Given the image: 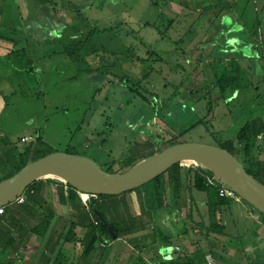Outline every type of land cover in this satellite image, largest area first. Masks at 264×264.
I'll use <instances>...</instances> for the list:
<instances>
[{"label": "rangeland", "instance_id": "rangeland-1", "mask_svg": "<svg viewBox=\"0 0 264 264\" xmlns=\"http://www.w3.org/2000/svg\"><path fill=\"white\" fill-rule=\"evenodd\" d=\"M14 1L9 0L12 5ZM153 3L158 6L151 5L150 0H120L114 11H106L102 15L103 22L100 26L102 30L108 27L111 17L120 15L132 17V24L115 27L121 28V33L130 31L131 35L126 44L130 45L133 51L125 49L123 42L110 40V33L105 35L99 33L93 40L95 44L88 46L92 49L94 46L102 45L107 51L99 53L105 61L111 59L108 55L109 50L120 49L121 55L113 57L111 61L118 63L115 74L125 76V79L128 77L130 86L137 80L142 81L146 74L150 75L141 84L140 91L146 97V101L143 102L145 105L138 102L141 99L133 100L132 103L128 100L130 94L126 89L127 84L119 81V77L111 75L104 77L101 74L87 77L84 73L75 72L71 74L59 57L40 60L33 63L34 66L32 63L29 65L25 63L24 72L17 74L15 80L7 81L0 78V96L7 104V113L3 115L1 123L2 136L7 138V133L14 134L12 141L19 147L15 153L12 152L7 163L0 164L1 179L15 174L16 162H19L20 155L29 149L33 157L37 156L39 149L40 155L65 152L86 157L109 173L121 174L130 170L141 159L166 149L170 143H198L228 149L225 143L232 142L237 159L244 163L242 160L246 159L244 147L246 137L243 136V142H240L239 135L251 121L258 120L264 123V38L260 36L256 39L250 38V30L258 20L264 18V1L153 0ZM205 4L209 5V11L204 10ZM223 4L227 6L233 4L234 10L231 12L224 9L223 17L228 15L231 18L232 22L226 20V25L233 27L232 31L237 33L234 37L223 35L220 39L213 40L204 35V39L193 44L186 40L180 46L184 53L178 54L173 52L170 41H167L165 43L169 49L160 50L162 44L160 38L167 33V21L170 18L181 19L186 16V19L182 20L185 21V25L179 22L180 31L174 35L175 38L172 35L176 41L183 34H187L193 26L196 32L199 24L204 25L200 32L203 36L208 25H211L207 24L208 18L214 19L212 17L223 10L222 7H226ZM177 12L179 15L175 14ZM13 13L15 14V10ZM147 21L154 25L149 27L136 25V22ZM236 23L242 28H238ZM15 29L18 28L10 25L1 29L2 40ZM212 32L214 34L218 32V24H213ZM44 36L41 38H45ZM239 46L250 48L252 52L240 50L237 54L235 50ZM218 49L224 51L223 55L219 56ZM151 52L153 55H149ZM137 56L145 59L144 65L138 62ZM234 62L243 70L241 88L236 89L234 93L231 91L222 93L216 84V76L234 70ZM71 75H78L76 76L78 80L70 81ZM110 79L114 80L116 87L107 85ZM104 85L102 92L98 90ZM44 86L46 88L43 89ZM41 91L46 93L40 96ZM263 134L264 131L261 135ZM23 135L41 136L44 142L35 144L30 140L29 143L25 141L22 144L20 138ZM260 136L258 145L264 146V139ZM255 157L256 161L264 164V149ZM196 168L198 167L193 165H183V182L185 191L194 192L197 196L199 210H194L195 221L194 224L187 226L188 234L173 242L184 248L185 255L190 252V245L192 247L199 245L208 251L212 247L211 244L218 242L208 235L206 229L196 225L200 222L209 227L206 194L195 189L190 190L189 179L184 175L190 169L194 172ZM129 194L130 192L121 196H125L127 200ZM171 200L172 195L168 193L167 203L170 204ZM138 205L141 207V200ZM229 205L232 210H238L240 217L234 216L236 220L254 223L250 214L247 213L246 216L243 205L254 210L264 221L262 214L240 198L238 201L234 199ZM98 206L114 229L123 236L128 223L126 218L129 217V213L136 210V207L133 209L125 202L105 204L99 202ZM140 207L138 208L141 209ZM178 211L184 217L189 213L182 201L179 202ZM153 216L158 221L157 213ZM232 219L228 223L229 228L235 223ZM253 225H255L253 233L264 230L257 224ZM153 226L154 223L149 218L146 219L144 226L140 228V236L149 233ZM171 230L174 235L176 228L173 227ZM116 247H121V251H124L125 243H117ZM112 249H104L106 254L99 264H114L110 262ZM171 257L175 258L173 254ZM259 257L260 260H264V251L259 252ZM138 262L143 264L144 260L141 262L139 259ZM208 262L215 264L212 259H208Z\"/></svg>", "mask_w": 264, "mask_h": 264}, {"label": "crops", "instance_id": "crops-1", "mask_svg": "<svg viewBox=\"0 0 264 264\" xmlns=\"http://www.w3.org/2000/svg\"><path fill=\"white\" fill-rule=\"evenodd\" d=\"M119 1L120 0H15L12 5L9 0H0V30L7 25L18 28L12 30V33L6 39L0 40V59H2L0 61V78L6 79L7 81L15 80L20 66H18L15 59L10 57V54L16 51H19L21 54L26 53V56L31 58L32 66H34L33 63L40 60L59 57L61 58V63L67 66L66 69H69L67 71L71 74L74 72L84 73L87 77L99 75V73L87 75V72L90 69L95 70L101 66L102 57H100L99 51H105L102 45H100V47L102 46L100 49L97 47L95 51L97 53L91 54L89 53V47H86L81 54V57H83L81 59H71L66 55V46L77 41H84L87 31L95 28L99 29L101 33L104 32L103 35L110 33V40L116 39L118 42H123L122 44L125 46V49L133 51V48L126 44L127 39L130 37L129 35H131L129 33L130 31L121 33V28L117 29L115 27L116 25L125 26L132 24L133 21L131 16L128 17V15H126L127 17H124L120 15L111 17L112 20L108 23V27L103 30L100 29L103 22L102 15L106 11H114L113 9L119 4ZM150 4L158 6V4L153 3V0H150ZM13 10H15V14ZM175 14H178V12ZM210 18L211 17L208 18L207 24L211 25H208L207 29H209L210 26L213 28V24H215L214 19ZM212 18H214V16ZM183 19H186V16L181 17V19H175L173 17L167 21L168 29L166 28V35L160 38L162 40L160 50L169 49L165 42L170 41L173 52L176 54L179 52L182 53L183 50L180 46L186 40H190L193 44L204 39V35L211 37V32H206L203 36L200 35L204 25L199 24L198 27L200 29L198 28L196 32L195 26H193L187 34H183L176 41L174 35L178 34L180 31L178 29L179 24L185 23V21L182 22ZM159 21L160 20H158V22ZM136 25H145L149 27L154 24L147 21L145 23L136 22ZM44 34H46V36H44ZM36 35H38V37H36ZM172 35L174 38H172ZM191 35L192 37H190ZM43 36L45 38H41ZM144 46L147 47L146 45ZM108 53L112 58L121 55L122 52L120 49H111ZM150 54L153 55V52L149 53V55ZM76 76H69L70 81L76 80L78 78ZM113 81L114 80L110 79L107 85L116 87ZM104 87L105 85L98 90L102 92ZM44 88L46 87L44 86L43 89ZM126 89L128 90V87ZM45 93L46 91H42L40 96ZM144 101L145 100H139L138 102L143 103ZM6 109L7 104L0 96V164L3 165L5 162L7 163L9 161L12 152L15 153L19 148L18 145L16 146L12 141L14 134L7 133V138L2 136L3 124L1 123L3 122V115L7 113ZM30 140H33L35 144L36 142L40 143V140L43 141L41 136L32 137L23 135L20 138L22 144H24L25 141L29 143ZM30 158H33L32 154L29 160H31ZM185 190L186 188L181 191L176 208L172 207L171 200L170 204H167L168 207L161 211L158 221L155 220L153 213L146 210L143 198L144 194L141 192L133 191L129 194L127 200H125V196H118L117 198H111L109 200H98V203L100 202L102 204L125 202V204H128L129 207L133 209L136 207V210L129 213V217L126 218L128 223L124 229L125 232H123V236L119 239H113L111 236V239L104 238V241L101 243L96 253L86 258L82 256L83 246L81 240L85 238L90 226L95 223L94 215L87 206H85L77 191V194L72 193L68 186L58 180H41L35 188L25 196L24 204H19L17 202L11 204L4 210V214L0 215V260L5 264H55L58 255L62 252L68 257V264H99L106 254L104 249L107 248H113L110 251L111 259L108 258L110 262L114 264H139V259H141V262L144 260L143 264H166L175 259H183L187 255L183 254L184 248L177 246L173 242L177 239L179 240L181 236H183L185 230H187L188 234L187 226L189 224H194L195 221L194 210H199V202L195 193ZM205 199L207 207V195ZM238 199L239 198H235V201H238ZM140 200L141 207L139 206L140 204L138 205ZM178 201H182V203L185 204L189 212L186 217L178 211ZM242 207L246 210V216L247 213L250 214L254 223H243L242 221L234 219V216L236 218L240 217L238 210H232L230 205H225L221 209L216 220L218 226L222 228V233L220 235L211 236L214 240H217V243H220V245L215 243L211 244L212 247H210L208 251L204 249L207 255V261L208 259H212L215 264H259L260 262L262 264L264 262V260H260L261 258L259 257V252L264 251V230L259 233H253V226H255L253 224H257L260 228L264 229V221L254 210H250V208L243 205ZM231 213H233V215ZM148 218L154 223V226L149 233L140 236V228L144 226V222ZM231 219L235 220L233 222L236 224L233 223V227L229 228L228 223L231 222ZM47 221H49L50 224L45 234L42 235L43 230L41 232L39 230V232L35 233L42 223ZM208 221L210 223L209 216ZM155 223L163 228V233L166 235L170 234L173 237L170 244H165L155 239L157 233ZM200 224L201 223L198 222L196 225L200 227ZM173 227L176 228L174 235H172L173 231L171 230ZM169 229L171 230L170 232ZM228 229L231 230V233ZM187 234H184V236ZM121 242L125 243L124 251H121V247H116L117 243ZM198 248L199 245L194 247L190 245L188 256L195 253ZM171 254L175 257L174 259L172 257L170 258Z\"/></svg>", "mask_w": 264, "mask_h": 264}, {"label": "trees", "instance_id": "trees-1", "mask_svg": "<svg viewBox=\"0 0 264 264\" xmlns=\"http://www.w3.org/2000/svg\"><path fill=\"white\" fill-rule=\"evenodd\" d=\"M250 1V0H247ZM264 1V0H262ZM222 7L223 10L218 11V13L214 16V21L216 24H218V32L215 34L212 32V26H210L209 29L206 30V32H211V38L213 40L220 39L223 37V35H227L228 37H234L237 33L232 31L233 27L229 26L227 27L226 25V20H229V22H232L231 18L228 17V15L224 16V9H229L231 12L234 10L233 4H223ZM235 7V5H234ZM210 9L209 5L205 4L204 10L208 11ZM223 17V18H222ZM237 27H241L236 23ZM90 26V25H89ZM242 28V27H241ZM251 31V39H256V37H261L262 39L264 38V18H262L261 21L258 20L257 24L254 25V27L250 30ZM243 32V31H242ZM101 33L99 29H91L87 31L86 39L84 41H77L74 42L71 45L66 46V51L65 54L68 55L71 59H81V54L84 52L86 47L89 45H94L95 43L93 40L98 36V34ZM104 33V32H102ZM243 35V34H241ZM2 39V36L0 35V40ZM102 47V46H101ZM99 47V48H101ZM247 48V47H246ZM243 48L238 47L235 52L238 54L237 51L240 50H245L246 52H252L250 48ZM97 50V46H94L92 49H89V53H94ZM101 52V51H99ZM106 52V50L104 51ZM224 51L222 49H218V54L219 56L223 55ZM109 54V53H108ZM12 59L16 60V63L18 66H20L19 73L24 72V67L25 63L26 64H31L30 58L26 56V53L21 54L19 51L13 52L10 54ZM113 58V57H112ZM111 59L109 61H105L103 58L102 59V64L99 68L93 70L90 69L87 72V75H95L97 73L101 74L104 77H107L111 75V77H119L122 83H126L130 97L128 100L132 103L133 99H141L146 101V97L143 95V93L140 91L141 90V84L143 81H145L150 75L146 74L142 81L137 80V82L133 83L131 86L130 84V79L125 76H119L115 74V70L117 68V62H112ZM116 58V56H115ZM138 62H140L141 65H144L145 59H142L140 57H137ZM18 61V62H17ZM235 65V69L231 70L229 72L223 73L221 76H216V84L220 88L222 93H225L227 91H231L234 93L236 89L241 88V78L243 76V70L237 63H233ZM122 68V67H121ZM249 86V84H248ZM42 93V91L40 92ZM39 93V94H40ZM129 103V102H128ZM112 127V126H110ZM264 131V123H261L258 120L251 121L247 123L246 127L242 131L241 135H239L240 142H243L242 137H246V140L244 141V147H245V161L242 160V165L245 167L247 172L252 175L255 179H257L260 183L264 185V164L262 162L256 161V154L260 153L263 149L264 146L258 145V137L263 133ZM42 143V140H40ZM175 145L174 143H170L169 146ZM228 149L223 148L228 150L230 153H232L234 156H237L233 147V143H225ZM41 152V149L38 150L37 156L33 157V160H29L31 151L30 149L28 151H25L23 154L20 155L21 160L16 162V167H15V174H17L20 170H22L30 161L37 160L41 157H44L50 153H45L44 155H40L39 153ZM237 158V157H236ZM142 160V159H141ZM108 172V171H107ZM10 175L9 177L5 179L0 178V183L12 176ZM187 176L188 183L191 185L190 190L195 189L196 191L200 193H205L207 195V209H208V214L210 218V223L209 227H205L202 223L200 224V227L203 229H206L209 233V236L213 235H220L222 233V228L218 226L216 223V220L218 218V214L220 213L221 209L225 205H229L231 201H233L237 196L236 195H228L224 198L220 196V191L223 188L220 186L216 181L214 180L212 174L210 172H207L200 167L196 168V170L193 172L192 169L188 170L186 174ZM184 179H183V166L177 165L170 169L167 173L164 175L160 176L153 182L145 185L144 187L138 189L137 191L141 192L144 194V205L146 207V210L150 213H157L159 216L161 211L164 210L165 208L168 207L167 203V197L168 193L172 195V207L176 208L177 205V200L181 194V191L185 188L184 184ZM39 182L33 184L29 189L26 191L27 194L35 188V186ZM216 183V184H212ZM68 188L71 190L72 193L77 194L76 190L73 189L72 187L68 186ZM136 191V190H135ZM132 193V192H130ZM103 198H109L107 196H99L97 200H92L91 204L89 207H87L92 214L94 215L95 218V223L90 226L88 233L86 234L85 238L81 240V244L83 246V252L82 256L89 258L91 257L98 248L100 247L101 243L104 241V238L106 239H111L108 227H110L113 232L117 235V239H119L122 235L114 229V227L111 225L110 221L105 217L104 213L101 211V209L98 206V200L103 199ZM7 207L4 208V210ZM5 212V211H4ZM105 222L108 224V226L105 224ZM49 221L43 222L42 225L40 226L39 229L36 230L35 233L42 231V235L45 234L46 229L49 226ZM155 229L157 231L155 239L157 241H162L163 243L170 244L171 239L173 238L170 234H165L163 233V228L155 223ZM220 230V231H219ZM171 230L169 229V232ZM187 234V230L184 231L183 235ZM74 239V238H73ZM55 264H68L69 259L64 255V253L60 252L58 255ZM0 264H5L0 260ZM166 264H209L207 261V255L202 248H198V250L193 253L191 256L186 255L183 259H175L170 261L169 263Z\"/></svg>", "mask_w": 264, "mask_h": 264}, {"label": "water", "instance_id": "water-1", "mask_svg": "<svg viewBox=\"0 0 264 264\" xmlns=\"http://www.w3.org/2000/svg\"><path fill=\"white\" fill-rule=\"evenodd\" d=\"M188 162L210 172L216 183L264 216V185L228 150L198 143L169 146L121 174L109 173L86 157L53 152L31 161L0 183V209L16 203L29 187L41 180H58L86 195L116 197L138 190L173 167ZM108 231L113 239L117 238L110 227Z\"/></svg>", "mask_w": 264, "mask_h": 264}, {"label": "built area", "instance_id": "built-area-1", "mask_svg": "<svg viewBox=\"0 0 264 264\" xmlns=\"http://www.w3.org/2000/svg\"><path fill=\"white\" fill-rule=\"evenodd\" d=\"M260 138H263L264 139V134L260 136ZM65 184V183H63ZM212 184H216V183H212ZM66 186H68L67 184H65ZM78 192V191H77ZM78 194L81 196L82 198V201L84 202L85 206L89 207L90 204H91V201L92 200H97L99 198V196H94V195H86V194H82L80 192H78ZM228 195H231L225 188H222L221 191H220V196L222 198L228 196ZM87 201H90L89 204H87ZM17 203L19 204H24L25 203V195L20 197L18 200H17ZM4 214V208L0 209V215H3ZM209 264H213L211 262H208Z\"/></svg>", "mask_w": 264, "mask_h": 264}, {"label": "bare ground", "instance_id": "bare-ground-1", "mask_svg": "<svg viewBox=\"0 0 264 264\" xmlns=\"http://www.w3.org/2000/svg\"><path fill=\"white\" fill-rule=\"evenodd\" d=\"M184 165H188V166H197L198 167V164L197 163H193V162H188V163H185Z\"/></svg>", "mask_w": 264, "mask_h": 264}]
</instances>
